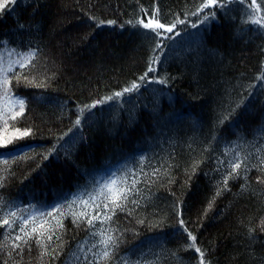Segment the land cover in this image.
<instances>
[{
  "label": "trees",
  "instance_id": "16d2710c",
  "mask_svg": "<svg viewBox=\"0 0 264 264\" xmlns=\"http://www.w3.org/2000/svg\"><path fill=\"white\" fill-rule=\"evenodd\" d=\"M205 2L0 0V70L11 69L0 71V140L14 141L0 148V264H200L197 247L205 264H264V3L200 11ZM157 10L160 23H183L157 36L138 23ZM29 51L32 66L20 67ZM112 180L96 208L90 197ZM135 180L123 211L102 222ZM25 218L28 232L63 228L44 231L42 247L20 231ZM107 235L118 247L103 261Z\"/></svg>",
  "mask_w": 264,
  "mask_h": 264
},
{
  "label": "snow or ice",
  "instance_id": "6c2138e0",
  "mask_svg": "<svg viewBox=\"0 0 264 264\" xmlns=\"http://www.w3.org/2000/svg\"><path fill=\"white\" fill-rule=\"evenodd\" d=\"M261 3H264V0H261ZM218 5V0H206L205 3H203L201 5V9L200 11H202L203 9L206 8H212L213 6H217ZM219 6H223V5H219ZM6 7V4L0 3V9H3ZM257 11H259V9H257ZM193 14H198V13H193ZM209 16L205 15L204 16V20H208ZM255 23H260V20H255ZM109 23H114V22H109ZM138 23L142 24V26L145 29H152L156 32V35L159 36L161 35V33L159 31H157L158 29H164V31L166 32H173L176 23H183V21L181 20H177L174 24H172L171 26H167L163 23H160L159 19H158V10H157V14L154 15L153 17H151L147 23H145L143 20L138 21ZM196 25L193 24V27H195ZM170 38V37H169ZM20 58L16 61L17 64L20 65V67H26V66H32V61L35 60L36 58V53L29 51L26 53H18L17 54ZM0 59H2V57H0ZM25 61H27V65L25 64ZM155 62V58L153 59V61L150 63L149 65V69L148 71H154V68L152 67V63ZM11 69H6V70H0L2 72H6V71H10ZM147 75V73L145 74V76ZM145 76H142L140 79L144 80ZM259 79V77H258ZM2 80H3V97L5 99H11L12 100V104L13 107H15L16 105L19 106V114H22L24 112L25 106H26V101L24 98L22 97H10L9 93H10V89H8L7 85V81H8V77L7 75H3L2 76ZM163 82V81H160ZM139 86L137 84H133L130 88H125L124 89V93H129L132 92L133 90L137 89ZM124 93L121 92H116L114 93V96L112 97H108V100H112L116 97H120L122 96ZM92 107H95V105H92ZM237 107H239V105H237ZM13 119H15V117H13ZM225 119H227V117H225ZM77 123H79V121H77ZM5 126H7V120H5ZM12 127H15V125H12ZM30 131L31 130H26L23 132H20L19 129H17L18 132V137L22 138V137H27L28 135H30ZM14 144V141L12 139H8L7 141H2L0 140V148H7L8 145ZM18 147V146H16ZM20 154L17 153V156H19ZM8 161L5 160L4 164H7ZM241 167V164L239 162L233 163L232 168H233V173L230 175H234L235 170L239 169ZM118 183V181L116 180H112L110 181L109 184H105L103 186V189L99 192L96 193L95 196L90 197V200L92 201V204L96 207L99 208L100 205L99 204H95V201L98 197L103 196L105 201H108L111 197H112V190L110 188V185H116ZM139 183L138 180H135L132 182L131 188H128L127 186L122 187L120 189H118L117 193L115 194V199H112V207L111 209H109V205L107 203L104 204V209L108 210L106 212H104L103 214V220L102 222L106 223L108 221H110L112 219V216L115 215V211L116 209H120L121 211H123V203L126 202L128 200V197L134 192L136 191V184ZM225 185L227 184V178L224 181ZM3 187V182H2V178H0V188ZM107 190V191H105ZM219 194V193H218ZM119 201V202H118ZM133 203H136V201H132ZM77 203V201H73V204ZM81 203L85 204L86 206H89V201H81ZM71 207V206H69ZM57 211H59L57 209ZM111 214H108V213ZM49 216L52 215V212L48 213ZM61 215H63V212H61ZM91 218L87 219V224L88 226L91 228L94 226V222L100 217L101 213L97 212V214L95 216H92L90 213L88 214ZM74 216V223H76L77 225H79V222L81 220H83L85 218V213L84 212H79V213H73ZM15 218H17V213L16 212H10L8 214V216H6L3 219V225H8L9 227H11L14 223H15ZM32 221H36V217L33 216L31 217ZM29 222L28 218L23 219V221L21 222L20 225V231L24 234V237H27L29 240L33 239L34 235L36 236V240L35 242L38 245H41L43 247V242L40 239V237L44 236V231H48L51 232L52 234H54V228H63V224L59 221V219H57V224L55 226L51 225L49 222L44 221L43 223L40 224V227L43 228L44 227V223H48V228L45 229L44 231H41L39 233H37V227L33 226L31 228V232H28L25 230L23 225H27ZM181 227L184 226V222L183 220L180 221ZM95 234V233H94ZM24 237L17 235L15 237V240H24ZM48 241L51 242L52 240V235H48L47 237ZM57 239H59V236H57ZM189 239L192 240L193 242L195 241V237L192 236L189 233ZM24 243H27V240H24ZM101 244L104 245V250L102 251V253L100 254V259L103 261H110L112 259L113 256V252L112 249H115L116 247H118V244L116 242V238H114L111 235H107L106 237H104L101 241ZM194 246V244L192 245ZM13 250H15L17 247H19V245L13 244ZM93 247H95V245H93ZM195 251L200 255V264H205V260L203 259L204 257V252L200 249V248H195ZM46 252H42V256L46 255ZM58 255V254H57ZM75 255V254H73Z\"/></svg>",
  "mask_w": 264,
  "mask_h": 264
}]
</instances>
